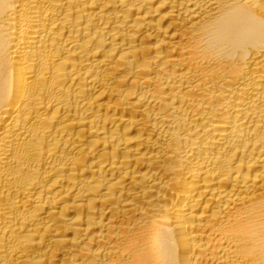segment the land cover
<instances>
[{"label":"bare ground","instance_id":"bare-ground-1","mask_svg":"<svg viewBox=\"0 0 264 264\" xmlns=\"http://www.w3.org/2000/svg\"><path fill=\"white\" fill-rule=\"evenodd\" d=\"M0 264H264V0H0Z\"/></svg>","mask_w":264,"mask_h":264}]
</instances>
